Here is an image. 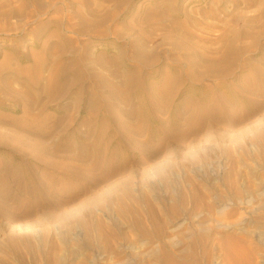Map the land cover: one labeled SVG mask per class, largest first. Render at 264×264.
I'll use <instances>...</instances> for the list:
<instances>
[{
  "label": "rangeland",
  "instance_id": "1",
  "mask_svg": "<svg viewBox=\"0 0 264 264\" xmlns=\"http://www.w3.org/2000/svg\"><path fill=\"white\" fill-rule=\"evenodd\" d=\"M262 49L264 0H0V166L6 147L42 163L35 181L22 172L23 183L0 185L15 196L0 200V264H264ZM202 51L191 74L216 61L219 78L196 84L227 75L258 108L185 86L166 104L181 123L168 110L140 120L137 69L164 92L160 75Z\"/></svg>",
  "mask_w": 264,
  "mask_h": 264
},
{
  "label": "bare ground",
  "instance_id": "2",
  "mask_svg": "<svg viewBox=\"0 0 264 264\" xmlns=\"http://www.w3.org/2000/svg\"><path fill=\"white\" fill-rule=\"evenodd\" d=\"M155 9H156V7H155ZM154 10V9H153ZM247 27V26H246ZM253 32V31H252ZM250 29L249 28H247V29H245V31L244 32H242V33H240L239 32V34H238V36L233 40V41H231V42H229L226 46H225V49H224V56L226 57L225 59H227V57H229L230 59H232L233 57H238L239 56V52H240V49H238V47H236V45H235V42L238 40L239 41V39H241V36H243V35H248V37H249V35H250ZM254 34V33H253ZM236 35V34H235ZM254 36V35H253ZM235 37V36H234ZM176 38H178V36L176 37ZM236 40V41H235ZM181 44V43H180ZM138 45V44H137ZM176 45V44H175ZM137 47V46H136ZM143 47V46H142ZM180 47V46H179ZM178 47V49L180 50V51H182V49L181 48H179ZM244 47H246V46H244ZM260 47V46H259ZM176 48V47H175ZM184 48H187V47H184ZM243 48V47H242ZM261 48V47H260ZM245 49V48H244ZM249 49V48H248ZM185 51H191V49H184ZM184 51V52H185ZM262 51H264V49H262ZM246 52V51H245ZM259 52H260V50H259ZM137 54V53H136ZM243 54V53H242ZM196 55V54H195ZM193 56V55H192ZM197 56H199L198 57V60L196 61V62H193V61H190V62H187L186 64H185V67H181L180 66V68H178V69H176V68H173L175 71H174V74H172L173 75V77H171V78H168V77H166V79H165V76H164V74H161L160 76H162V79L161 80H165L166 82H168V84H167V86L168 87H166V88H168L167 89V91H164V92H161V91H159L158 89H155L156 87H154V85H153V83L152 82H150L149 81V79H150V76L151 75H153L155 72L154 71H148V72H144L142 69H137V71H136V69H135V71H136V73H135V79H134V84H135V89H134V91H133V94H134V97L133 98H136L135 100H137L136 102L138 103V105H139V109H138V112H137V115L140 117V120L142 119H150V120H152L153 122H156V123H158L159 122V120H160V118H159V113H164V111L165 110H168V111H170L171 113H172V123L173 124H179V119H178V114H179V112H180V110H179V106L178 107H175V108H172V109H168V106H166V104L167 103H173L177 98H180L182 95H183V93L185 92V86H187V90L188 91H195L196 92V94H194V95H197V98L200 100V99H208L209 97H211L210 95H211V93H212V91L214 90V87L216 88V89H223L226 93H227V96H229L230 98H233V99H238L239 101H241L242 103H244L245 105H246V107H248L249 108V110L250 111H255L258 107L257 106H255V105H253V104H251L250 105V103H249V101L246 99V97L244 96V95H242V92H245L246 91V88H244L243 86L241 87H239V89H237V88H235L234 87V85L230 82V79L228 80L227 79V75H225L224 77L223 76H221L220 78H222L221 80H219L218 81V84L216 85V86H214V87H207V86H204V85H198V84H196V82H198V81H200V80H203L204 78H211V77H213V76H215V74H214V70H212V69H209V68H212V67H214V66H216L217 65V63L218 62H216V61H212V63L210 64V66L208 67V69H205V71L202 73H200L199 75H196V76H194L193 74H191V72H193V70H194V74H196L195 73V69L197 70L198 68V66L199 67H202L201 66V64H200V62L201 61H204V60H206L207 58H208V55H207V52L206 51H202V52H199V54L197 55ZM223 56V55H222ZM232 57V58H231ZM229 58H228V60H229ZM190 59V58H189ZM224 59V57L222 58V61L224 62V64H226V62H225V60H223ZM236 59V58H235ZM238 59V58H237ZM228 60H226L227 62H228ZM231 61V60H230ZM235 61V60H234ZM234 63V62H233ZM40 65V64H39ZM38 65V66H39ZM175 65V64H174ZM180 65V64H179ZM230 66V65H229ZM174 67V66H173ZM204 67V66H203ZM35 68H38L37 66L35 67ZM34 68V69H35ZM205 68H206V66H205ZM39 69V68H38ZM41 69V68H40ZM228 69V68H227ZM226 69V70H227ZM230 69V68H229ZM225 70V71H226ZM64 72H65V69H64V67L63 66H58L55 70H54V73H53V75H52V77H51V83L53 84V86L54 87H57L58 86V82H59V80L61 79V77L64 75ZM197 72V71H196ZM262 71H260L259 73H261ZM219 74V73H218ZM229 74V73H228ZM148 75H150V76H148ZM132 76V75H131ZM219 76V75H218ZM214 77V78H219V77ZM197 77H199V80H197ZM232 77V76H231ZM230 77V78H231ZM261 77H262V75H261ZM132 79H133V77H131ZM169 79V80H168ZM50 81H49V83H50ZM260 81V80H259ZM258 81V82H259ZM257 81H254V83H256ZM262 82H264V81H262ZM132 83V82H131ZM163 83V82H162ZM261 83V82H260ZM165 84V83H164ZM241 84V83H240ZM239 84V85H240ZM183 85V86H182ZM244 85V84H243ZM51 86V85H50ZM157 86V85H156ZM245 86V85H244ZM133 87V86H132ZM51 88V87H50ZM110 90V89H109ZM111 90H113V89H111ZM253 90V89H252ZM252 90L250 89V91L252 92ZM31 91V90H30ZM56 91V90H55ZM29 92V91H28ZM32 92V91H31ZM153 92H155L156 94H157V98L156 99H149L148 98V95L150 94V93H153ZM247 92H249V91H247ZM254 92V91H253ZM50 93V92H49ZM111 93V92H110ZM116 93H117V91H116ZM119 93V92H118ZM225 93V94H226ZM255 93L257 94V91L255 90ZM60 94V93H59ZM249 94V93H248ZM114 95V94H113ZM117 95V94H116ZM153 95V94H152ZM253 95V94H252ZM112 96V95H111ZM122 96H124V94L122 95ZM133 96V95H132ZM213 96V95H212ZM248 96V95H247ZM156 97V96H155ZM228 97V98H229ZM253 97H254V95H253ZM112 98H114V97H112ZM117 98V97H116ZM115 98V99H116ZM127 99V98H126ZM182 99V98H181ZM253 99H256V98H253ZM124 100V99H123ZM134 100V101H135ZM187 100V99H186ZM204 100V101H205ZM250 100V99H249ZM131 101V100H130ZM185 101V100H184ZM183 101V102H184ZM104 102V101H103ZM103 102H102V104H103ZM127 102V101H126ZM125 102V103H126ZM182 101H180V103H181ZM182 102V103H183ZM201 102V101H200ZM105 103V102H104ZM259 103V102H258ZM129 104V103H128ZM206 105V104H205ZM238 105H239V103H238ZM104 106H106V105H104ZM108 106H110V104L108 105ZM186 107V106H185ZM205 107V106H204ZM226 107V106H225ZM228 107V106H227ZM243 107V106H242ZM170 108V107H169ZM261 108V107H260ZM183 109V108H182ZM221 109V108H220ZM27 110V109H26ZM212 110V109H211ZM248 110V109H247ZM22 111V110H21ZM104 111V110H103ZM182 111V110H181ZM248 112V111H247ZM214 113V112H213ZM223 113V112H222ZM250 113V112H249ZM255 113V112H254ZM217 114V113H216ZM219 114H221V113H219ZM226 114H227V112H226ZM23 115H25V114H23ZM133 115V114H132ZM212 115V114H211ZM225 115V114H224ZM228 115V114H227ZM214 116V115H213ZM216 116V115H215ZM219 116V115H218ZM105 117H109V118H112V120H113V118H114V120H115V114L114 113H111V111L109 110V109H107V111L105 112ZM199 117V116H198ZM219 117H222V116H219ZM224 117V116H223ZM222 117V118H223ZM228 117V116H227ZM226 117V118H227ZM231 117V116H230ZM1 118V117H0ZM216 118H217V116H216ZM215 118V119H216ZM221 118V119H222ZM225 118V117H224ZM235 118V117H234ZM23 119H24V117H22L18 122H22L23 121ZM229 120H231V118H228ZM233 119V118H232ZM236 119V118H235ZM234 119V120H235ZM238 119V118H237ZM18 120V119H17ZM182 120V119H181ZM218 120V119H217ZM228 120V121H229ZM119 121V120H118ZM161 121V120H160ZM191 121H192V119H191ZM202 121V120H201ZM238 121V120H237ZM236 121V122H237ZM2 122V121H1ZM115 123H116V121H115ZM161 123V122H160ZM181 123V122H180ZM233 123V122H232ZM235 123V122H234ZM120 125V124H119ZM193 125V124H192ZM195 125V124H194ZM201 125V124H200ZM22 126V125H21ZM37 125H36V123H34V124H29V128H31V130H32V127H36ZM115 126V125H114ZM144 126H145V124H144ZM179 126V125H178ZM195 126H197V129H198V125H195ZM26 127V126H25ZM126 127V126H125ZM200 127V126H199ZM178 128V127H177ZM118 129V128H117ZM159 129V128H158ZM158 129H153V130H151L148 134H149V136L151 137V136H155V134H157L159 131H158ZM196 129V128H195ZM200 129V128H199ZM45 130V129H44ZM113 132H114V129L112 130ZM120 132V131H119ZM45 133V132H44ZM116 133V132H115ZM42 134V133H41ZM40 134V135H41ZM47 133H45V135H46ZM44 135V136H45ZM127 135V134H126ZM167 135V134H166ZM42 136V135H41ZM47 136V135H46ZM109 136V135H108ZM148 136V137H149ZM67 137V136H66ZM81 137V136H80ZM129 137V136H128ZM71 138V137H70ZM84 138H86V137H84ZM4 139H6L7 140V138L5 137ZM24 139V138H23ZM121 139V138H120ZM149 139V138H148ZM73 140V139H72ZM117 140V139H116ZM9 141V140H8ZM16 141V140H15ZM36 141V140H35ZM61 141V140H60ZM70 141V140H69ZM77 141H78V138H77ZM82 141V140H81ZM100 141V140H99ZM17 142H19L18 140H17ZM66 142V141H65ZM68 142V141H67ZM76 142V141H75ZM124 142V140L122 139V143ZM35 143V142H34ZM62 143V142H61ZM81 143V142H80ZM83 143H84V141H83ZM96 143V142H95ZM4 144V143H3ZM12 144V143H11ZM28 143H26V145H27ZM37 144V143H36ZM41 144V143H40ZM39 144V145H40ZM57 144V143H56ZM69 145V143H62V145L63 146H66V145ZM86 144V143H85ZM84 144V145H85ZM92 144V143H91ZM99 144V143H98ZM125 144V143H124ZM19 145V144H18ZM35 145V144H34ZM79 145V144H78ZM127 145V144H126ZM141 145V144H140ZM29 146V145H28ZM61 146V145H60ZM62 146V147H63ZM69 146H71V145H69ZM124 146V145H123ZM1 147V146H0ZM13 147V146H12ZM21 147V146H20ZM32 147H33V145H32ZM31 147V148H32ZM41 147H43V146H41ZM54 147V146H53ZM56 147V146H55ZM75 147V146H74ZM130 147V146H129ZM8 149V151H7V153H8V155L5 157L6 159V162L5 163H3V165H1L0 166V185L2 186V185H4V187H6V184H9V183H15V182H18V181H21L20 180V173H22V172H26V173H28V177H27V180L29 181V182H33V181H35L34 180V176H36V175H33V173H32V171H34L35 172V170H33V168L35 167V165L36 164H42V163H40V159L38 158V157H28V156H26L25 154H17L15 151H13V150H9V147H6V148H3V149H1V150H4V151H6ZM18 149H19V147H18ZM28 149H30V148H28ZM27 149V150H28ZM34 149V148H33ZM72 149V148H71ZM24 150V149H23ZM48 150H49V148H48ZM47 150V151H48ZM53 150H54V148H53ZM55 150H56V148H55ZM54 150V151H55ZM32 151V150H31ZM54 151H53V153H54ZM19 152V151H18ZM50 152V150L48 151V153ZM56 152V151H55ZM29 154V153H28ZM52 154V153H51ZM55 154V153H54ZM56 155V154H55ZM36 156H39V155H36ZM52 156H53V154H52ZM57 156V155H56ZM73 156H75V155H73ZM78 156V155H77ZM42 157H44L45 158V156H42ZM41 157V158H42ZM76 157V156H75ZM79 157V156H78ZM52 158V157H51ZM54 158H56V157H54ZM74 158V157H73ZM82 158V157H81ZM4 160V161H5ZM52 160V159H51ZM78 160H80V158L78 159ZM83 160V159H82ZM81 160V161H82ZM3 161V162H4ZM77 162V161H76ZM80 162V161H79ZM47 163V162H46ZM50 163V162H49ZM50 164H52V163H50ZM56 164V163H55ZM62 164V163H61ZM60 164V165H61ZM64 165H66V164H64ZM51 166V165H50ZM53 166V165H52ZM59 166V165H58ZM37 167V166H36ZM36 167H35V169H36ZM45 167H47V166H45ZM49 168V167H48ZM53 168V167H52ZM54 169V168H53ZM65 169V168H64ZM67 170V169H66ZM65 170V171H66ZM67 171H70V169H68ZM72 171V170H71ZM71 171H70V173H71ZM37 172V171H36ZM75 172V171H74ZM68 174V173H67ZM66 174V175H67ZM72 175V174H71ZM39 176V175H38ZM76 177V176H75ZM36 178V177H35ZM25 180H26V178H25ZM38 180H39V178H38ZM22 182V181H21ZM38 182V181H37ZM23 183V182H22ZM31 184V183H30ZM34 186V185H33ZM41 186V185H40ZM3 187V188H4ZM17 187H18V185H17ZM23 187V186H22ZM32 187V186H31ZM38 187V186H37ZM42 187H44V186H42ZM1 189H2V187H0ZM7 188V187H6ZM41 188V187H40ZM26 189V188H25ZM44 189H45V187H44ZM43 189V190H44ZM16 190V189H15ZM38 190V189H37ZM23 191V190H22ZM41 191H42V189H41ZM25 192V191H24ZM23 192V193H24ZM29 192V191H28ZM42 193V192H41ZM45 193V192H44ZM17 194V193H16ZM21 193L19 192V195H20ZM32 194V193H31ZM34 194V193H33ZM22 195V194H21ZM40 195V194H39ZM45 195V194H44ZM10 196H13V197H15L14 195H11V193L9 192V191H1L0 190V200H3V199H6V198H8V197H10ZM31 196V195H30ZM42 196V195H41ZM32 197V196H31ZM34 197V196H33ZM18 198V197H17ZM51 198V197H50ZM50 200V199H49ZM51 201H52V199H51ZM53 202V201H52ZM1 203V202H0ZM3 204V203H2ZM53 204V203H52ZM4 211V210H3ZM1 212V211H0ZM5 212V211H4ZM3 213V212H2ZM5 213H3V215H4ZM9 214V213H8ZM11 214H13V213H11ZM11 214H9L8 216H10ZM6 215V214H5ZM4 215V216H5ZM14 215V214H13ZM7 216V215H6ZM15 216V215H14ZM1 218V217H0ZM11 218V217H10Z\"/></svg>",
  "mask_w": 264,
  "mask_h": 264
}]
</instances>
